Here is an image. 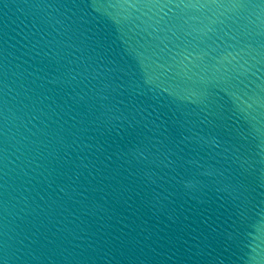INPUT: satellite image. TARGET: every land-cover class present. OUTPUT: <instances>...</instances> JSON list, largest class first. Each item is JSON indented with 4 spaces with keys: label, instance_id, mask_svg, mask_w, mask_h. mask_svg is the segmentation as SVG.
Segmentation results:
<instances>
[{
    "label": "water",
    "instance_id": "obj_1",
    "mask_svg": "<svg viewBox=\"0 0 264 264\" xmlns=\"http://www.w3.org/2000/svg\"><path fill=\"white\" fill-rule=\"evenodd\" d=\"M0 264H264V0H0Z\"/></svg>",
    "mask_w": 264,
    "mask_h": 264
}]
</instances>
